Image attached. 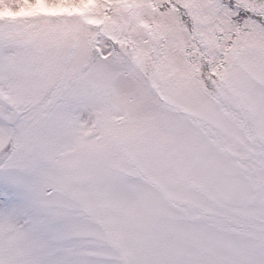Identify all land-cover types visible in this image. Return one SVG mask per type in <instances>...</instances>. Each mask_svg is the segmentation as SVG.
Here are the masks:
<instances>
[{"label": "snow or ice", "instance_id": "obj_1", "mask_svg": "<svg viewBox=\"0 0 264 264\" xmlns=\"http://www.w3.org/2000/svg\"><path fill=\"white\" fill-rule=\"evenodd\" d=\"M0 264H264V0H0Z\"/></svg>", "mask_w": 264, "mask_h": 264}]
</instances>
